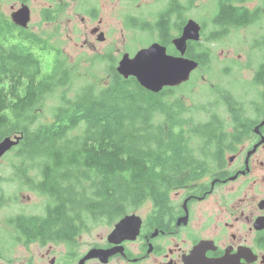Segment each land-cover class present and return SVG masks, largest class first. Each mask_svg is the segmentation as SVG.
Segmentation results:
<instances>
[{"label": "trees", "instance_id": "obj_1", "mask_svg": "<svg viewBox=\"0 0 264 264\" xmlns=\"http://www.w3.org/2000/svg\"><path fill=\"white\" fill-rule=\"evenodd\" d=\"M219 1L217 18L225 22L218 21L220 25L253 23V13L227 5L236 0ZM182 8L168 7L151 24L149 29L160 27L163 44H169L173 29L179 28L165 18ZM9 16L0 3V139L21 135L15 157L25 165L37 162L41 179L36 189L52 202L45 215H25V227H52L63 212L71 221L67 212L79 216L82 206L96 216L117 218L150 196L162 204L173 189L201 177L211 159L222 155V123L211 119L213 115L204 122L187 120L183 100L166 99L174 91L155 93L134 76L124 77L111 52L96 55L110 61L108 84L91 81L72 99L62 92V104L52 108L54 120L39 123L48 98L59 87L72 85L75 72L57 47L33 32L18 30ZM199 42L191 44L186 55L206 63L209 47ZM195 137L199 144L192 143Z\"/></svg>", "mask_w": 264, "mask_h": 264}, {"label": "flooded vegetation", "instance_id": "obj_2", "mask_svg": "<svg viewBox=\"0 0 264 264\" xmlns=\"http://www.w3.org/2000/svg\"><path fill=\"white\" fill-rule=\"evenodd\" d=\"M239 2L237 0L232 7L239 8ZM24 3L28 4L21 0L19 6ZM259 4H247L248 7L243 8L246 14L253 13V23L261 17L264 20V0ZM67 5L66 0H46V5L40 8L43 21L53 23L66 12ZM16 9L13 6L10 16L7 15L18 30L33 32L56 47L46 33L42 35L30 26L18 25L11 17ZM77 11L82 22L92 17L88 9L86 15L79 7ZM140 19L142 25L130 26L125 20V26L150 31L151 23L148 27L149 23L142 18L133 22L138 23ZM168 19L171 25L176 21V27L179 26L176 35H181L187 21L176 12L169 14ZM181 23L184 25L180 29ZM200 24L202 36L204 24ZM90 32L98 41L107 38L101 20ZM102 34L104 40H99ZM191 44L193 41H189L188 47ZM175 48L173 43L168 46L169 53L181 55ZM253 70L251 91L246 92V89L241 98L225 96L229 118L224 123L226 142L221 148L222 155L211 159L208 171L201 177L173 189L162 199V204L150 196L117 218L96 216L82 206L84 210L79 216L73 217V212H67L71 221L63 212L65 216L56 219L54 226L30 229L22 220L25 213L13 216V210L4 204L6 194L0 182V234L7 237L0 241V264H264V57L259 58ZM183 84L165 89L177 91ZM15 147L13 150L17 152ZM9 153L0 158V166L7 167L4 172L8 170L5 182L11 181V175L22 180L17 194L25 189V164L14 163L11 169L7 163ZM29 183L36 186L39 180L32 179ZM29 191L37 192L36 188ZM38 193L48 197L45 208L52 203L51 197ZM127 216L135 217L129 226L118 228ZM25 232H33V235L27 236Z\"/></svg>", "mask_w": 264, "mask_h": 264}, {"label": "rangeland", "instance_id": "obj_3", "mask_svg": "<svg viewBox=\"0 0 264 264\" xmlns=\"http://www.w3.org/2000/svg\"><path fill=\"white\" fill-rule=\"evenodd\" d=\"M20 1L0 0V3L5 13L10 15L12 7L16 6L18 8ZM66 1L68 2L66 12L53 23H45L41 17L40 8L42 5H46V0H30L28 2L32 10L30 28L42 35L46 33L51 38L53 44L60 50V56L66 58V62L75 72V79L72 85L59 87L48 98L39 123L52 122L54 120L55 115L52 108L61 103L62 92H65L68 98L72 99L83 85L91 83V81L99 86H103L109 82V76H107L109 74V60L107 61L104 58L99 59L96 56L97 54L105 56L111 52L112 57H117L119 60L125 51L135 54L139 48L148 45L153 40L163 44L160 38V27L150 29V31H141L140 28L126 27L125 20L127 25L130 26L142 25L141 19L138 23L133 22L138 17L149 24H154L165 15L168 7L176 6L177 4L184 7L179 10V13L181 19L185 20V22L192 18L204 24L202 39L199 43L201 47H209L210 60L199 64L193 70L190 79L183 82L184 84L177 91H174L173 95L167 96L166 99L184 98L183 104L186 106L184 117L193 123L207 121L213 115L211 119L217 120L225 127L224 123L229 118L225 107V96L231 94L234 97L241 98L242 93L246 89V92H249L254 88L253 68L256 67L259 58L264 57L263 17H256L260 19L247 26L233 27L230 25H220L218 21L222 22V20L217 18L221 9L219 0ZM236 1H231L229 6L232 7ZM260 1L244 0L240 1L239 5L242 8H247V4L258 6L261 5L259 4ZM76 6L85 15L88 9V14H91L92 17L88 16L86 21L82 22L81 17L77 15L78 7ZM259 10L261 11V9ZM132 16L135 17L131 19L130 17ZM100 20L102 21V30L105 29L106 31L107 38L105 41H98L97 36L92 35L90 32L91 28L97 25ZM165 20L169 21L168 17ZM173 24L176 26L174 20ZM155 30L159 32V38H157ZM173 30L175 32L171 36V39L175 36L177 37L176 33L178 31ZM212 30L214 31L212 34L213 39H210L209 36ZM172 43V41H169V44L164 42V45L168 47ZM50 68L51 64L49 62L46 65V70H50ZM106 77L107 79L105 80ZM166 87L174 86H165L159 92L163 91ZM196 141L197 138L195 137L192 143H197ZM9 152L7 163L12 169L15 166L14 163L17 164L18 161L17 157H15V150L12 148ZM20 164L23 166L22 162ZM6 168L0 166V182L3 183L2 189L6 194L4 204H7L8 208L13 210V216L21 213H25L26 215H45L48 197L39 194L38 192L40 191L38 189H36V193L29 191L30 188L37 187V185L31 184L29 181L41 179V176L38 175L37 162L24 165L23 178L25 179H23V185L25 189L17 194L18 183L22 180L14 178L15 175H11V181L5 182L4 176L8 170L6 172L3 170ZM21 204L24 207H21ZM3 239L7 240V237L0 234V241Z\"/></svg>", "mask_w": 264, "mask_h": 264}, {"label": "water", "instance_id": "obj_4", "mask_svg": "<svg viewBox=\"0 0 264 264\" xmlns=\"http://www.w3.org/2000/svg\"><path fill=\"white\" fill-rule=\"evenodd\" d=\"M11 17L18 25L28 27L32 18L30 6L24 3L13 11ZM201 31L202 25L199 22L192 18L187 20L181 35L173 40V44L181 55L187 52L189 41L201 40ZM99 40H104L103 34L99 36ZM179 56L170 54L166 45L154 41L140 48L134 55L125 52L117 65V71L126 78L134 76L146 89L159 92L165 86H175L189 80L193 70L200 64L195 59ZM20 141L21 135L1 139L0 158L17 146ZM134 217H125L118 224V228L129 226L130 220Z\"/></svg>", "mask_w": 264, "mask_h": 264}, {"label": "bare ground", "instance_id": "obj_5", "mask_svg": "<svg viewBox=\"0 0 264 264\" xmlns=\"http://www.w3.org/2000/svg\"><path fill=\"white\" fill-rule=\"evenodd\" d=\"M200 41H201V40H200ZM188 45H189V42H188ZM175 49H176V48H175ZM186 54H187V52H186L185 54H182L183 57L188 58V59H192V58H190L189 56H187ZM182 55H180L179 57H181ZM180 77H182V76H180Z\"/></svg>", "mask_w": 264, "mask_h": 264}]
</instances>
